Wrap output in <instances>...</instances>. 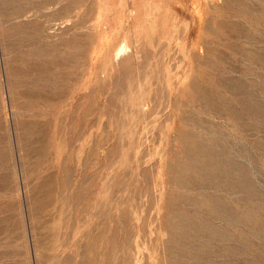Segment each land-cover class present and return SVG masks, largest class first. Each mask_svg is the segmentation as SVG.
<instances>
[{"label": "rangeland", "instance_id": "rangeland-1", "mask_svg": "<svg viewBox=\"0 0 264 264\" xmlns=\"http://www.w3.org/2000/svg\"><path fill=\"white\" fill-rule=\"evenodd\" d=\"M0 264H264V0H0Z\"/></svg>", "mask_w": 264, "mask_h": 264}]
</instances>
